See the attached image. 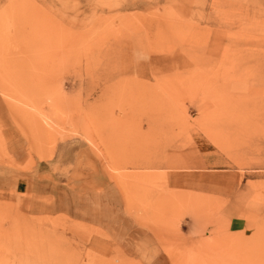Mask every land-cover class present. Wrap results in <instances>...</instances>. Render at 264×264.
Wrapping results in <instances>:
<instances>
[{"label":"rangeland","instance_id":"rangeland-1","mask_svg":"<svg viewBox=\"0 0 264 264\" xmlns=\"http://www.w3.org/2000/svg\"><path fill=\"white\" fill-rule=\"evenodd\" d=\"M74 137L97 162L60 176L112 181L172 264H264V0H0V165L34 174ZM18 178L0 183V264H138L32 213Z\"/></svg>","mask_w":264,"mask_h":264},{"label":"crops","instance_id":"crops-1","mask_svg":"<svg viewBox=\"0 0 264 264\" xmlns=\"http://www.w3.org/2000/svg\"><path fill=\"white\" fill-rule=\"evenodd\" d=\"M12 152V163L23 165L27 157L21 156L23 153H20V148H14ZM96 158L95 152L88 145H84L80 137H74L60 143L50 157H36L34 174L17 171L16 165H0V183L7 177L14 178L18 175L15 188L18 192L27 194L26 206L32 213H62L87 223L102 231L104 237L112 239L113 241H110L113 244L120 243L138 264H172L171 257L152 230L151 223L142 220L143 212H140V219H137L132 211L127 209L122 195L116 196L115 184L112 181L95 180L93 173L87 172L91 176L80 184L76 180L73 186L58 172L67 171L73 166L76 175L82 174L84 164L92 166L97 162ZM169 177L170 185H174L172 188H178L179 181H175L176 176L171 173ZM86 181H89L91 187H85ZM184 184L187 187L193 185L188 180ZM117 198H121V204L116 201ZM120 205L122 206L119 207ZM240 224L241 221L232 217L231 232L242 230Z\"/></svg>","mask_w":264,"mask_h":264}]
</instances>
